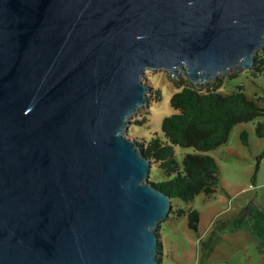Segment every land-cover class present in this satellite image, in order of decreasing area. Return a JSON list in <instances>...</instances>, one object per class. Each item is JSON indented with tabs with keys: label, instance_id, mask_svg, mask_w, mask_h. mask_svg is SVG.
<instances>
[{
	"label": "water",
	"instance_id": "95a60500",
	"mask_svg": "<svg viewBox=\"0 0 264 264\" xmlns=\"http://www.w3.org/2000/svg\"><path fill=\"white\" fill-rule=\"evenodd\" d=\"M263 45L264 0H0V264H157L141 76L205 82Z\"/></svg>",
	"mask_w": 264,
	"mask_h": 264
},
{
	"label": "rangeland",
	"instance_id": "374dc122",
	"mask_svg": "<svg viewBox=\"0 0 264 264\" xmlns=\"http://www.w3.org/2000/svg\"><path fill=\"white\" fill-rule=\"evenodd\" d=\"M229 72L235 74L223 79L217 86L219 92L229 93L242 85L246 94L264 97L263 76L251 78L239 68L226 73ZM174 77L185 75L182 71L173 76L165 69H145L141 80L149 87L147 100L129 117L127 136L147 143L152 134L161 133L162 118L174 111L169 102L170 95L177 90ZM214 80L205 82L211 84ZM155 89H159V98L152 97ZM260 105L264 107V98ZM145 113L146 122H134ZM257 120H264V115L233 124L225 142L204 151L215 158L219 167L220 181L213 195L205 196L200 192L189 201L171 198L168 215L155 228L160 233L162 264H264V243H258L246 227L231 228L235 215L248 202L255 205L253 211L257 217L264 218V154L260 155L264 138L255 133ZM243 130L247 135L246 143L240 138ZM173 149L179 163L185 152L196 151L191 146L178 144H174ZM169 177L155 162L151 163L147 180L161 181ZM178 206L185 210L189 207L197 209L196 230L188 226L185 214L173 211Z\"/></svg>",
	"mask_w": 264,
	"mask_h": 264
},
{
	"label": "trees",
	"instance_id": "16d2710c",
	"mask_svg": "<svg viewBox=\"0 0 264 264\" xmlns=\"http://www.w3.org/2000/svg\"><path fill=\"white\" fill-rule=\"evenodd\" d=\"M245 71L251 78L258 75L264 77V46L253 54L252 64ZM234 74L235 72H229L223 76L218 75L211 84L193 83L186 77H174L173 84L177 90L169 98L174 111L162 118L161 133L152 134L147 143L133 137L142 153L170 175L161 181H149L171 198L179 197L189 201L200 192L205 196L213 195L220 181L219 167L215 158L204 151L225 142L233 124L264 115V107L260 105L264 98L262 95H248L242 85H237L229 93L217 90L225 77ZM159 95V89H155L152 97L159 98ZM147 120L145 113L142 117L135 118L134 122L142 124ZM255 133L264 138V120L255 122ZM240 138L243 143L247 142L244 130L240 132ZM174 144L191 146L196 151L185 152L179 163L174 157ZM263 154L264 145L260 155ZM254 206L252 202L245 204L232 220L231 228L235 230L246 227L258 243H264V218L260 220L257 217L253 211ZM173 211L185 214L188 226L196 230L199 217L196 208L189 207L185 210L178 206ZM155 232L158 236L155 256L157 264H162L160 233L157 229Z\"/></svg>",
	"mask_w": 264,
	"mask_h": 264
},
{
	"label": "crops",
	"instance_id": "0c3cea01",
	"mask_svg": "<svg viewBox=\"0 0 264 264\" xmlns=\"http://www.w3.org/2000/svg\"><path fill=\"white\" fill-rule=\"evenodd\" d=\"M161 263H162V261H161Z\"/></svg>",
	"mask_w": 264,
	"mask_h": 264
}]
</instances>
